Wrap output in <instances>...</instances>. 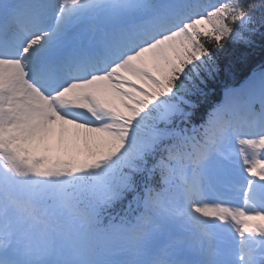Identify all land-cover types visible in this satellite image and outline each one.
Wrapping results in <instances>:
<instances>
[{
    "label": "snow or ice",
    "instance_id": "6c2138e0",
    "mask_svg": "<svg viewBox=\"0 0 264 264\" xmlns=\"http://www.w3.org/2000/svg\"><path fill=\"white\" fill-rule=\"evenodd\" d=\"M257 35L264 0H0V264H264V67L195 120Z\"/></svg>",
    "mask_w": 264,
    "mask_h": 264
},
{
    "label": "trees",
    "instance_id": "16d2710c",
    "mask_svg": "<svg viewBox=\"0 0 264 264\" xmlns=\"http://www.w3.org/2000/svg\"><path fill=\"white\" fill-rule=\"evenodd\" d=\"M240 54L246 58L239 59ZM216 58L222 67H230L231 72H222L215 81L211 82L209 96L206 101H202L201 107L197 111L195 117L197 122L206 115L209 107L219 100L223 88L237 84L252 71L264 67V40L257 35L251 47L228 44L224 50L216 53Z\"/></svg>",
    "mask_w": 264,
    "mask_h": 264
}]
</instances>
